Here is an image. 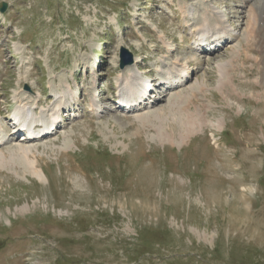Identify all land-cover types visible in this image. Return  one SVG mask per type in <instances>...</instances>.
Here are the masks:
<instances>
[{
  "label": "rangeland",
  "instance_id": "obj_1",
  "mask_svg": "<svg viewBox=\"0 0 264 264\" xmlns=\"http://www.w3.org/2000/svg\"><path fill=\"white\" fill-rule=\"evenodd\" d=\"M245 1L0 0V264H264V98L257 49L235 48ZM206 4L234 27L225 43L198 39ZM177 58L194 75L173 100L163 78ZM128 66L152 88L125 111ZM64 89L61 127L35 144L42 181L8 150L24 137L15 110L23 93L40 114ZM198 112L224 128L162 143L159 130L179 133Z\"/></svg>",
  "mask_w": 264,
  "mask_h": 264
},
{
  "label": "bare ground",
  "instance_id": "obj_2",
  "mask_svg": "<svg viewBox=\"0 0 264 264\" xmlns=\"http://www.w3.org/2000/svg\"><path fill=\"white\" fill-rule=\"evenodd\" d=\"M245 2L248 3L247 4L248 21L246 23V28H245V33H244V38H245L244 42L246 43L245 44L241 43V45H237L235 48H256L257 49V55H255V59L258 63L260 74L258 75L256 82L258 85L262 87V90L259 92V95H258L259 98L262 100L264 98V0H246ZM216 9H217L216 7L206 4L200 13L201 23L200 25L197 26L198 29L196 28L197 35L199 36L198 39L200 40V42L204 41L205 43L209 39L210 43H216L217 41H219L220 43L222 42L225 43L226 41L222 40V38L225 36V32H228V30L230 32L234 30V27L230 26L228 24V21H226L225 14L222 11H219ZM231 37L236 38L235 36L228 34V37H226L227 43L229 42ZM210 39H214V41L211 42ZM196 41H198L197 38H196ZM237 51H240V50L237 49L236 51H234L233 55H235V52ZM179 59L177 58L175 61L170 62L169 66L165 70V73H164L165 76L163 78V80L168 84V89L171 93V99L173 100L181 98L183 95L187 94V90L179 89L180 86H182L183 84L184 85L186 84L184 82L186 78L185 75L190 74L187 77V79L194 75V71H193L194 68L189 67L188 65L189 62H187L186 64H180ZM218 65L224 66L225 62L220 61L218 62ZM131 69H132L131 66L126 67V70L129 72L128 75L124 76L123 78H120V86L122 88L121 89L122 93L120 92L119 94L120 96L119 101L121 102L123 106L125 104L126 105L130 104L129 106L131 108L130 110H133V109H137L141 105V104L139 106L132 105L134 104L133 101L135 99V93L136 95H138L139 93L141 94L142 92H145V91L147 92V89L152 88L151 86L152 84L146 80L141 81V79L139 78V75H140L139 72L135 70H131ZM227 76L228 75L226 73L223 74V80L225 79V81L223 82L229 83L231 85L233 94L234 93L240 94V91L238 90V86L236 85V83L232 80H229V77L227 78ZM66 86L69 88L70 84L67 83ZM192 88H193L192 86H188V89H190V92L193 91ZM134 90H136V92ZM57 94L60 95L61 100L57 101L54 104V106H52L50 109L42 110L41 113L38 114V110L40 109V106H41L40 104L41 99H39L38 97H35L29 100L22 93V96L18 98L19 107L15 110V117L17 121H22V120L24 121V119L30 120V123L25 122L26 125L29 124V127L33 126L34 123L36 124V122H40V124H42L41 126L44 127V129H41L42 131L45 130V126H48L50 124L55 125L57 129L61 127L59 120L61 119L62 112L64 110L66 111L67 107L71 108V105L69 101H63L64 99H66L68 95L67 89H64L63 91L58 92ZM96 104H97L96 99L92 98L90 106H92V108L97 110V107H95ZM173 104L174 103H171V105ZM32 109H36L37 111H33ZM65 111L63 112V114L65 113ZM159 114L157 113V115ZM198 116L200 117L198 118ZM136 118L140 120L141 115L136 114ZM225 122L226 120L224 116H220L219 118H217L216 121H212V120L207 119V117L205 116V113L198 112L195 114V118L187 122L185 127L181 129L179 133L175 134L173 130L168 133L163 132L162 130H159L158 137L162 141V143L168 142V143H171L172 145L182 146L196 131L202 132L204 127L207 125H210L216 128L217 130H221L224 128ZM70 137L72 138V136ZM70 137L66 138L65 146L66 145L71 146V144H69L68 142ZM41 140L42 139H28L24 136L23 140H21L18 143L12 144L9 147L10 149L8 150L11 154L21 155L26 162V166L29 172L34 177L43 181L46 179V174L43 168L38 165L39 159L37 158L36 154L38 152L37 150L39 147L35 145L36 142L41 141ZM7 141H8V138L5 136L4 129L2 128L0 129V145L6 143ZM65 146H61L60 148L64 149ZM3 157H4V154L0 151V159H2ZM27 208L28 206L26 205L22 209H27Z\"/></svg>",
  "mask_w": 264,
  "mask_h": 264
},
{
  "label": "water",
  "instance_id": "obj_3",
  "mask_svg": "<svg viewBox=\"0 0 264 264\" xmlns=\"http://www.w3.org/2000/svg\"><path fill=\"white\" fill-rule=\"evenodd\" d=\"M5 8H6V5L4 4L3 9H5ZM133 61H134L133 55L129 54V51L127 49H123V60L121 62V67H125L127 65H130L133 63Z\"/></svg>",
  "mask_w": 264,
  "mask_h": 264
}]
</instances>
